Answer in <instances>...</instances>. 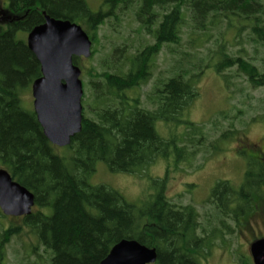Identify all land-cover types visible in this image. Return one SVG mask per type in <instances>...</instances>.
Instances as JSON below:
<instances>
[{"label":"trees","instance_id":"1","mask_svg":"<svg viewBox=\"0 0 264 264\" xmlns=\"http://www.w3.org/2000/svg\"><path fill=\"white\" fill-rule=\"evenodd\" d=\"M8 2V12L0 13V168L31 190L36 203L32 213L8 225L0 209V264L12 239L24 236L32 241L23 244L16 264H99L124 238L155 247L158 258L152 264H202L199 255L213 239L233 231L227 218L240 222L264 200V152L251 155L246 148L257 147L239 141L238 152L246 159L244 181L235 187L221 179L213 186L207 202L216 207L213 216L220 226L210 221L209 229L202 226L195 204H178L168 197V174L156 181L157 191L140 202L90 179L100 161L115 173H141L159 158L173 159L177 168H193L199 155L206 160L224 150L223 143L239 132L233 121L221 128L218 118L197 122L187 114L207 69L221 75L226 87L233 76L228 71L234 69L253 88H264V67L256 61L264 51V0H105L98 11L85 0ZM44 11L82 25L93 40L90 57L99 27L107 19L121 21L127 12L154 39L133 53L128 46H116L100 61L101 69L81 67L91 101L87 106L83 102L81 131L64 147L48 139L34 106L25 100L42 75L27 35L45 21ZM187 23L196 34L188 41L193 51H178ZM214 29L220 37L209 45ZM229 32L233 35L227 39ZM164 47L179 53V59L151 91L137 92L152 79L154 60ZM201 50L205 53L198 55ZM81 59L74 57V62L81 66ZM226 114L220 113L225 120ZM262 119L264 113L253 121ZM173 127V136L162 134L163 128L170 132ZM241 264H254L252 256Z\"/></svg>","mask_w":264,"mask_h":264},{"label":"rangeland","instance_id":"2","mask_svg":"<svg viewBox=\"0 0 264 264\" xmlns=\"http://www.w3.org/2000/svg\"><path fill=\"white\" fill-rule=\"evenodd\" d=\"M85 1L93 11L100 10L102 6L104 7L105 2V0ZM105 8L107 7L105 6ZM5 10L8 12L9 2L0 0V13ZM4 15L6 14H2V16ZM232 35V32L226 34L227 39ZM191 36H196V34L193 33L190 23H187L183 27L182 43L177 45L178 51H193L188 44ZM218 37H220L219 31L212 30L209 45ZM153 42L154 39L142 31L133 13L127 12L121 16V21L107 19L99 27L97 41L94 44L95 54L90 58L82 57L80 67L89 70L93 65L101 69L100 61L104 60L116 46H128L129 52L133 53L137 48ZM248 50L252 55L254 54L251 48ZM196 52H199L198 55L205 53L204 50ZM179 57V53L171 54L167 47H164L154 60L152 79L147 85L136 89V91L143 94L151 91L158 77L170 74L169 70L176 64V59ZM257 57V64L263 68L264 51L261 50ZM228 72L233 74L230 87H226L222 76L215 70L207 69L202 73L198 82L200 95L192 103L187 114L188 119L197 122H207L209 119L218 118L223 123L221 128L227 127L231 121L236 124L239 132L231 141L223 143V151L215 153L216 155L206 160H204V154L199 155L195 159L193 168H187L186 165H180L177 168L173 159L159 158L141 173H115L109 170L106 163L100 161L90 182L92 184H108L121 191L128 200L140 202L154 194L158 189L156 181L165 178L168 174L166 186L168 197L178 204H195L200 212L203 227L209 229V226H212L210 221L212 224L220 226V222L213 216L216 213V207L211 202H207V199L218 180L228 179L235 187H240L244 181L246 159L238 152L239 141L244 140L257 147L246 148L251 155L260 156L264 152V119L253 121V119H260L264 113V88H253L243 76L236 75L234 69ZM81 79L86 82L88 78L81 74ZM91 92L90 88H84L83 102L85 101L86 106L91 101ZM132 93L134 92L132 91ZM25 100L28 106L33 107L32 90L25 95ZM221 111L228 114H226L228 119L225 120L220 115ZM86 114L91 115L87 110ZM207 127L213 135L214 128L210 123L207 124ZM175 130V127L171 128L170 132L163 128L165 134H162L173 136ZM200 163L204 164L198 168L196 165ZM20 218L21 216L6 215L3 223L8 225L19 222ZM227 223L233 231L224 232L221 236L213 239V245L199 255L202 264H241L243 258L251 257V243L255 239L264 237V200L258 201L257 210L247 218L237 222L228 217ZM200 233H203L202 230ZM209 234L211 233L209 232ZM22 240L12 239L7 247V257L1 264H16L19 261L23 254V244L32 241L28 236H24ZM17 250H20V253Z\"/></svg>","mask_w":264,"mask_h":264},{"label":"water","instance_id":"3","mask_svg":"<svg viewBox=\"0 0 264 264\" xmlns=\"http://www.w3.org/2000/svg\"><path fill=\"white\" fill-rule=\"evenodd\" d=\"M45 21L27 36L29 48L41 64L42 75L32 84L33 106L45 135L57 146L71 143L82 129V68L74 57L89 58L93 40L87 31L70 19L56 18L44 11ZM35 195L15 180L11 172L0 168V209L5 215L23 216L32 213ZM254 264H264V237L250 245ZM157 249L136 239L117 242L99 264H152Z\"/></svg>","mask_w":264,"mask_h":264},{"label":"flooded vegetation","instance_id":"4","mask_svg":"<svg viewBox=\"0 0 264 264\" xmlns=\"http://www.w3.org/2000/svg\"><path fill=\"white\" fill-rule=\"evenodd\" d=\"M240 220H241V218H240Z\"/></svg>","mask_w":264,"mask_h":264}]
</instances>
